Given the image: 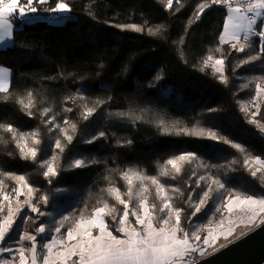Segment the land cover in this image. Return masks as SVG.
<instances>
[{"label": "trees", "instance_id": "obj_1", "mask_svg": "<svg viewBox=\"0 0 264 264\" xmlns=\"http://www.w3.org/2000/svg\"><path fill=\"white\" fill-rule=\"evenodd\" d=\"M65 2L72 19L17 22L13 42L0 48V66L13 75L7 92L0 93V124L11 125L18 133L38 132L40 140L33 145V138L26 135L19 141L25 152L32 146L38 149L35 160L23 159L13 134L0 128L3 193L19 182L15 176L23 175L37 195H46L47 203H40L43 212L69 211L75 221L107 201L116 209L106 216L114 229L123 205L106 189L114 186L128 199L124 173L139 171L149 178L144 181L148 189L144 195L156 206L155 222L163 215L161 197H170L173 208L183 209L181 227L189 233L203 221L217 220L230 194L262 197L264 183L252 175L251 166V160L264 158V138L252 122L256 85H264V53L259 51L258 37L250 38L252 47L245 46L244 52L234 50L230 42L221 44L227 11L212 6L197 18L206 0H173L171 8L167 0ZM49 3L54 6L52 0ZM37 7L42 15L50 14L49 4ZM215 55L224 60L222 73L208 63V57ZM251 55L258 59L251 60ZM29 93L32 103L25 108ZM87 109L93 112L85 119ZM256 119V124L264 125V102ZM201 129L203 136L185 134ZM209 130L230 143L211 139ZM65 132L73 137L71 143ZM56 140L63 151L56 148ZM185 153L196 159L178 161L181 171L176 173L167 161ZM77 159L85 166L75 167ZM45 160L57 175L43 176ZM162 169L169 174L162 176ZM153 177L164 187L159 195ZM131 179L135 192L139 180ZM212 180L224 188L211 184L208 202L192 216L193 204ZM136 204L133 199L129 210ZM45 221L43 217L38 225Z\"/></svg>", "mask_w": 264, "mask_h": 264}, {"label": "snow or ice", "instance_id": "obj_2", "mask_svg": "<svg viewBox=\"0 0 264 264\" xmlns=\"http://www.w3.org/2000/svg\"><path fill=\"white\" fill-rule=\"evenodd\" d=\"M54 6H51L49 0H0V43L7 40H11L13 37V23L12 19L14 14L18 12L19 19H24L29 14H36L40 9L37 7L49 4L46 9L50 13L54 14H65L71 12V7L65 0H52ZM173 0H167V5L169 8L172 7ZM233 3H238L239 0H210V3L206 2L199 6V12L197 13V18L203 13H205L206 8L211 9L212 6H226L227 16L223 22V31L219 36V41L221 44L228 41H234L232 43V48L239 52L245 51V46L251 48L250 37H258L260 48L259 51L264 53V21H261L257 25V17L264 16V0H244L239 6L233 7ZM247 13H253L249 16ZM257 25V28L253 26ZM129 27L135 28L136 31H140L139 28L132 25ZM151 32V30H150ZM244 32L243 41L241 44L240 33ZM212 57L209 56L208 60ZM251 60H257L258 56L251 55ZM223 59H217L215 65L216 72H223ZM248 63V61H244ZM203 71V69H201ZM222 82H226V78L221 75ZM7 80H6V70L0 68V93L7 92ZM264 92V88L260 84L256 85V95L259 96ZM29 101L28 104H24L25 108L31 106V93L28 94ZM23 104V101H19ZM246 111V109H242ZM70 111V109H69ZM47 112V109L45 110ZM93 109H87L84 118L87 119L91 115ZM255 115V113H253ZM254 122V121H252ZM52 123V121H48ZM67 124L68 122L65 121ZM0 128L7 132L13 134V138L17 140V146L20 147L19 141L23 140L26 135L33 138V145H39L40 140L38 138V132H33L30 134L18 133L11 125L0 124ZM73 130L75 125H72ZM64 132V129H60ZM167 132V129H165ZM264 131V128H262ZM185 134L191 135H205V131L201 129L200 131H193L191 133L185 130ZM66 139L68 143H71L73 137L67 135L65 132ZM104 133L101 132L100 136ZM207 135L213 139H224L223 137H217V134L212 131H208ZM95 137H93V140ZM91 142V141H90ZM225 143H230L224 139ZM56 148L63 151L60 140L55 141ZM233 147L240 151H243L240 145L233 144ZM21 157L23 159L31 158L36 159L38 149L35 146L29 147L27 152L24 151L23 147H20ZM55 159V157H53ZM196 159V155L193 153L181 154L178 157L169 159L167 161L168 165H171L176 173L181 171V167L178 166V161L191 163L192 160ZM247 163V161L245 162ZM257 163L264 165V161L257 158ZM75 167H84L85 162L83 160L77 159L74 161ZM42 168H46L43 172L45 178H49L57 175V172L50 161L45 160L41 164ZM259 171V169H257ZM257 171H253L252 175L255 177ZM162 176H167L169 173L166 169H162ZM132 176H135L139 181L140 185L137 190H133V180ZM17 181L21 183L24 188H27V192L31 195L35 190L30 186L25 176L19 175L14 177ZM127 181V192L124 194L128 199H124L120 190L116 187H109L106 189L110 196H113L120 205H123L122 215L118 219V224L120 227L116 229V232L122 233L123 238L119 235L113 234V231L109 229L108 223L105 220L106 216H112L113 212L116 211L115 207H110L107 201H102L101 207H96L92 213L85 218L83 214L81 218L77 220L74 226L67 229L66 236L61 232L64 227V222L68 220V217H64L59 224L55 227L54 231L57 235L51 237L50 242L44 243L43 248L47 250V254L42 257V264H67V261L72 257H78V259L73 261V264H191V261L186 260V257L191 256L193 253L199 252L203 256L205 248L201 247L200 243L194 244L192 241L200 242L202 244L211 247L214 245L220 237H223L226 241L230 236L233 235L235 231V221L229 219L228 226L224 227V221L221 220L219 227L221 231L216 232L210 229L203 238L198 234V231L189 233L181 227V212L183 209L173 208L170 203V197H161L163 206L160 208V212L163 213L159 219L154 223L153 213L147 203V197L144 195L148 191L147 187L144 185V181L149 179L144 176L142 172L129 170L124 173L123 177ZM152 184L157 185V194L164 191L163 185L155 178H150ZM201 179H204L201 177ZM3 181L0 180V184ZM211 184H216L219 189L224 188V184L220 183L218 180H212L208 184V190L204 191L202 196L199 198L198 203H194V211L192 216H195L201 211V207L208 202L209 192L212 191ZM16 195L22 194L20 189H13ZM178 191V190H177ZM4 200H8L9 197L5 195ZM44 203H47V197H41ZM136 199L138 209L133 208L129 210L130 202ZM191 200V196H189ZM24 203L30 204L29 201ZM31 206V205H30ZM156 206L152 205L151 208L154 209ZM227 212L231 214L234 208L240 209L247 215V223L251 224L256 221L258 217L264 216V197L257 198L253 195H245L243 197L239 195H229L226 203L223 204ZM3 207H0V212H3ZM32 212H38L41 216L44 212L40 211L35 206H31ZM217 211H220L217 208ZM16 213L20 212V208L15 209ZM174 213V223L169 227L170 221L172 220ZM13 210L11 207L8 208L7 214L5 215L3 221H0V243L6 240V237L10 234V230L13 228ZM134 217V221L130 220L129 217ZM116 220V217L113 216ZM240 223H245L244 219L240 218ZM261 223H264V218L261 219ZM158 225V226H157ZM138 226V227H137ZM93 230H96L97 234H93ZM38 233L44 234L46 229L43 225L38 228ZM243 235V233H242ZM21 239H28L31 241L30 251L32 252L31 264H37V236L25 234ZM75 241V243H70ZM68 242V243H66ZM231 241H229L230 243ZM60 246L63 250L53 251L54 248ZM226 245L221 244L220 247L223 248ZM0 251H11L10 248H0ZM19 264H26V257L24 255V250H19ZM3 264H8L4 261Z\"/></svg>", "mask_w": 264, "mask_h": 264}, {"label": "rangeland", "instance_id": "obj_3", "mask_svg": "<svg viewBox=\"0 0 264 264\" xmlns=\"http://www.w3.org/2000/svg\"><path fill=\"white\" fill-rule=\"evenodd\" d=\"M219 7H221V6H219ZM221 8H223V9H225L227 11L226 8H224V7H221ZM69 14L71 15L72 13H69ZM17 17L18 16L16 14H14V19L12 20V22L16 20L20 24H23V23L32 22V21H36V20H40L41 19V20L57 23V21H55V20H49L45 15H37V16L28 15L26 18H24L22 20L17 18ZM73 17H74V15L73 16H69V17H63L62 20H60V22H64L66 20H70ZM260 19L264 20V16L260 17ZM15 27H16V23H15ZM253 27L257 28V26L255 27V25ZM242 34H243V32H241V35ZM250 38H252V37H250ZM241 39H243V37H241ZM229 42L231 44L234 43V41H229ZM211 57H212V59L208 60V63L211 66H213L214 69L216 67H220L218 65H215V61L217 59H222V58L220 56H218V55L211 56ZM222 67H223V71H224V63H223ZM261 87L264 88V85L261 84ZM263 102H264V92H262L259 96L256 95V97H255V104H254V108H255L254 113H255V115H253V113H252V115H253V120L252 121H254V123H253L254 126L253 127H255V130L258 132V134H260L261 137L264 138V136H262L261 133H259V131H258V130H262V128H264V125L262 123L256 124V123H258V120L256 119V117H257V115H259L261 104ZM259 160L264 161V158H259ZM251 166H252L253 171H257V169H259V171H257V175L259 176L261 181L264 183V165L257 163V158H256V159L251 160ZM136 181H138V180H136ZM138 183L140 184V181H138ZM13 189H20L22 194L17 196L16 192H14ZM33 189L35 191L31 195H29L28 192H27V188H24L21 185L20 182H18L16 184V186H14L12 188V191L9 192V193L8 192L7 193H3L1 191V189H0V207H3V209H4L3 212H0V216L3 215L5 217V215L7 214L8 208L11 207V209L13 210V213L15 215L13 217V224L15 223L21 229L28 228V226H32L33 224L38 223L39 220H42L43 217H46V226H44V227H45L47 232H49L51 229L53 230V229H55V227L59 226L60 222L62 220H64V217H68V220L64 222V227L61 229L62 234L64 236H66L67 229L72 227V226H74V224L76 222L75 220H73L72 215L67 213L69 211H67V212L60 211L56 217L53 216L56 213H53L50 210L44 212L43 216H41L38 212H32L31 211V206H35L38 209H40V211H42L40 203H42L43 200L41 199V197L46 196L44 193L43 194L40 193L39 195H37V190L35 188H33ZM5 195H7L9 197L8 200H4L3 199V197ZM233 196H235V195H233ZM228 197H229V195L224 198L223 204L226 203ZM241 197H243V196H241ZM262 197H264V194L262 195ZM25 201H29L30 204L24 203ZM147 203H148V206L150 208V211H152V213H153V210L151 208L152 205L148 201H147ZM17 207L20 208V212L19 213L15 212V209ZM135 208L138 209V205L137 204H136ZM173 217H174V213H173ZM241 217L244 218V217H246V215L243 214V212L240 209L234 208L233 212L231 214H229L227 212L226 208H225V211L223 212V214H221V216H219V218L217 220L215 219V220H213L211 222L203 221L204 223H200L199 227L197 229L198 234L201 236V238H203L205 235H207V233H208V231L210 229L215 230L216 232H219V231H221V228L219 227V224H220L221 220H223L224 222L227 221L226 224L224 225V227L226 228L228 226V220L229 219L235 221V223H240V218ZM262 217H264V216H262ZM85 218H87V217H85ZM129 219L134 221V217L130 216ZM173 219L175 220V217ZM105 220L108 223L109 229L113 231V234L119 235V236H121V238H123V234L122 233L116 232V229H118L120 227V225L117 228L112 229V227H111V225H110V223H109V221L107 220L106 217H105ZM174 220L170 221L169 227H171V225L174 223ZM153 221H154V223H156L154 214H153ZM234 233H235V231L233 232V235L228 238L227 241L223 237H220V239L214 245H212L211 247H207V246L203 245L202 244V240L200 242H197V241L193 240L192 242L194 244L200 243L201 247L205 248L204 254L205 253H209V252L213 253V252L219 250L217 248H219L221 244L227 243L232 237H234ZM93 234L94 235L97 234L96 230H93ZM66 243H68V242H66ZM70 243H75V241H72ZM196 253H197V255L199 257H201L199 252H196Z\"/></svg>", "mask_w": 264, "mask_h": 264}, {"label": "crops", "instance_id": "obj_4", "mask_svg": "<svg viewBox=\"0 0 264 264\" xmlns=\"http://www.w3.org/2000/svg\"><path fill=\"white\" fill-rule=\"evenodd\" d=\"M16 15L18 16V12L16 13ZM29 15L37 16V15H42V14L37 12L36 14H29ZM259 20L264 21L263 19H260V17H257V25L260 24ZM12 23H13V37L11 40H7L5 42L0 43V48H7L14 40V30L16 29L15 23H17V21L15 20ZM257 25H255V27ZM243 35H244V32L241 35V37H243ZM0 68L5 69L1 66ZM5 70H6L7 89H8L11 86L13 75L9 70L7 69ZM243 214L245 213L243 212ZM14 216L15 215H13V217ZM53 216L56 217L57 215H53ZM262 218L264 217H258L254 223L248 224L247 223L248 217L246 215V217L243 218L245 223H235L234 235H237L241 233L242 231L245 232V231L255 228L256 226L261 224ZM3 219H4V216L3 215L0 216V221H3ZM226 222H224V225L226 224ZM41 225L46 226V221L40 225H38V223H35L32 226H28V228H23V229H21L19 226H17L14 223L13 228L10 230V234L6 237V240L3 243H0V248H10L11 249V251H0V264H3L4 261H7L8 264H19V259H20L19 250H24V255L26 257V264H31V256H32V252L30 251L31 241H29L28 239H21L22 237L25 236V234L37 236V251H36L37 264H42V257L47 254V250L43 248V244L50 242L51 237L57 234L55 233L54 229L53 230L51 229L49 232L46 231L47 233L45 232L44 234L38 233L37 230ZM58 250H63V249L60 246H57V248L53 249L54 252ZM76 259H78V257H72L70 260L67 261V264H73V261Z\"/></svg>", "mask_w": 264, "mask_h": 264}, {"label": "water", "instance_id": "obj_5", "mask_svg": "<svg viewBox=\"0 0 264 264\" xmlns=\"http://www.w3.org/2000/svg\"><path fill=\"white\" fill-rule=\"evenodd\" d=\"M193 264H264V223Z\"/></svg>", "mask_w": 264, "mask_h": 264}, {"label": "built area", "instance_id": "obj_6", "mask_svg": "<svg viewBox=\"0 0 264 264\" xmlns=\"http://www.w3.org/2000/svg\"><path fill=\"white\" fill-rule=\"evenodd\" d=\"M244 2V0H239V4H242ZM238 3H233V7H236V6H239ZM221 7H224L227 9L226 6H221ZM71 13V12H70ZM249 16L253 15V13H247ZM69 16H73L72 14L70 15L69 13H65V14H54V13H50L48 15H46V17L49 19V20H55V21H60L62 20L63 17H69ZM14 19V17H13ZM12 19V20H13ZM17 26V25H16ZM259 133H261L262 136H264V131L262 130H258ZM186 260H189L191 261V264L195 263L196 261H198L200 258L199 256L197 255V253H193L191 256L189 257H186L185 258Z\"/></svg>", "mask_w": 264, "mask_h": 264}, {"label": "bare ground", "instance_id": "obj_7", "mask_svg": "<svg viewBox=\"0 0 264 264\" xmlns=\"http://www.w3.org/2000/svg\"><path fill=\"white\" fill-rule=\"evenodd\" d=\"M58 22H60V21H58Z\"/></svg>", "mask_w": 264, "mask_h": 264}]
</instances>
